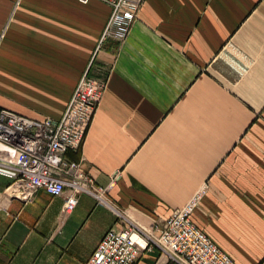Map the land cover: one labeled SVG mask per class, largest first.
<instances>
[{
	"label": "crops",
	"instance_id": "crops-1",
	"mask_svg": "<svg viewBox=\"0 0 264 264\" xmlns=\"http://www.w3.org/2000/svg\"><path fill=\"white\" fill-rule=\"evenodd\" d=\"M99 0H0V109L58 120L82 73L104 81L79 149L107 203L0 173V264H83L106 230L192 221L237 264H264V0H142L124 39ZM115 177V182H110ZM120 213V215L118 214ZM135 264H174L153 247Z\"/></svg>",
	"mask_w": 264,
	"mask_h": 264
},
{
	"label": "built area",
	"instance_id": "built-area-1",
	"mask_svg": "<svg viewBox=\"0 0 264 264\" xmlns=\"http://www.w3.org/2000/svg\"><path fill=\"white\" fill-rule=\"evenodd\" d=\"M99 1L110 8L99 45L108 38L124 39L142 0ZM103 88L104 81L86 69L56 121L0 109V173L12 178L7 187L11 195L27 201L39 188L53 196L65 195V213L74 209L82 192L107 203L106 188L97 185L79 162L64 157L68 150L81 147ZM114 182L115 177L109 185ZM200 198L199 193L190 197L159 226L131 223L109 228L83 264H135L143 251L153 247L174 264H237L192 221Z\"/></svg>",
	"mask_w": 264,
	"mask_h": 264
},
{
	"label": "rangeland",
	"instance_id": "rangeland-1",
	"mask_svg": "<svg viewBox=\"0 0 264 264\" xmlns=\"http://www.w3.org/2000/svg\"><path fill=\"white\" fill-rule=\"evenodd\" d=\"M5 90H2V92H0V96H3L5 98H12V96L15 95V93H13L9 87V85H5L4 86Z\"/></svg>",
	"mask_w": 264,
	"mask_h": 264
}]
</instances>
